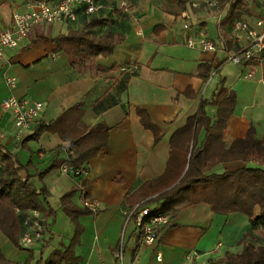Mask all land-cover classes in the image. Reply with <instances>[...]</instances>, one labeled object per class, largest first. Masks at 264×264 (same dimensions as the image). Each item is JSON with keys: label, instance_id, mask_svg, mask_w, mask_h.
I'll return each instance as SVG.
<instances>
[{"label": "crops", "instance_id": "0c3cea01", "mask_svg": "<svg viewBox=\"0 0 264 264\" xmlns=\"http://www.w3.org/2000/svg\"><path fill=\"white\" fill-rule=\"evenodd\" d=\"M36 1L42 0H0V28H7L13 13L28 11ZM204 1L97 0L101 9L93 17L105 20L97 32H118L124 38L108 57L85 59L73 65L64 52L56 50L53 39L80 27V19L75 23L38 26L16 49L3 52L0 146L22 165L29 164L30 182L37 189L47 190V201L55 211L54 225L47 229L51 241L56 236L52 246L51 241L44 243V237L31 249L18 250L0 235V247L7 259L23 264L31 252L33 264L37 260L35 253L48 247V259L53 258L57 264H214L225 253L241 252L240 241L250 231L248 218L240 214H214L205 204L189 205L188 192L180 193L172 203L169 223L153 245L140 244L139 229L133 220L125 226L132 202V198L126 197L164 172L171 137L188 117L198 112L202 101L206 116L215 120L216 107L209 100L219 83L236 94V106L223 135L225 147L243 139L250 127L257 140L264 139V63L232 65L227 61L237 49L230 28L232 19L226 18L228 4L219 1L218 9H213L219 13H215L201 6ZM193 3L201 7L194 8ZM182 13L188 15L193 33L201 30L214 42L216 52L188 49L184 45ZM210 16L215 19L216 40L206 30ZM262 17L264 0H253L237 18L254 21ZM157 57L160 60L156 61ZM127 66H134V73L121 71ZM245 73L251 78L246 79ZM7 77L16 80L13 90L6 84ZM11 95L43 104L38 119L23 139L32 134L39 122L53 121L65 110L80 105L83 127H108L106 147L84 165L80 178L63 175L60 166L67 160L68 142L46 132L37 140L26 142L24 148L14 141L12 115L1 107L2 101ZM137 109L148 113L160 130L157 143L141 125ZM203 138L201 130L197 142L200 144ZM255 164L229 162L213 170L219 173ZM50 167L53 168L40 179L38 174ZM260 167L264 169V165ZM82 181L84 190L78 189L71 202L83 209L82 201L87 200L96 212L78 217L80 231L76 233L75 225L61 209L60 197L72 187H79ZM252 235L254 239L248 238L251 244L264 246V231H254ZM120 248L121 260L117 256ZM66 250L69 253L65 254ZM193 253L187 260L186 255ZM158 254L160 261L156 260Z\"/></svg>", "mask_w": 264, "mask_h": 264}, {"label": "trees", "instance_id": "16d2710c", "mask_svg": "<svg viewBox=\"0 0 264 264\" xmlns=\"http://www.w3.org/2000/svg\"><path fill=\"white\" fill-rule=\"evenodd\" d=\"M219 1L228 4L226 18L233 19L239 17L253 0ZM183 3L186 4V1ZM79 19L83 21L80 27L70 29L67 35H59L53 39L56 50L64 52L73 65L85 59L111 56L124 40L123 35L118 32L107 31L101 35L97 32L105 23L104 19L84 15L81 10L76 22H79ZM209 103L216 107L215 120L211 121L206 116L202 101L198 112L188 117L185 125L171 137L164 172L155 180L142 184L130 197H126V200L132 198L128 205L131 211L129 220L135 222L136 216L144 209L151 211V214L143 219L138 232L139 240L142 227L149 218L171 215L174 200L180 193L188 192L189 205L205 204L214 214H240L249 220L250 231L240 241L241 252L225 253L224 257L214 264H264V246L258 243L259 239H255L258 243L256 246L248 241V238L254 239L252 232L264 231V169L260 167L264 165V139L257 140L253 127H250L243 139L234 141L226 148L223 135L236 106V94L219 83ZM136 112L143 128L152 133L154 142L157 143L161 138L158 127L151 122L148 113L140 109ZM82 118L83 110L80 105L73 106L53 121L39 122L33 128L32 134L17 144L24 148L26 142L37 140L44 132L56 134L63 142L69 143L66 149L67 160L64 161L71 171L69 176L80 178L85 170L84 165L106 147L109 131L103 124L83 127ZM201 130L204 131V138L199 144L197 136ZM250 161L256 163V166H243L219 173L213 170L222 163L245 164ZM29 168V164L22 165L15 155L0 146V235L18 250L22 249L19 245L23 231L22 219L28 211L40 212L46 228L55 222V211L47 201V190L45 187L37 189L30 182ZM51 168L53 167L39 173V178ZM84 188L85 182L82 181L79 187H72L60 197L61 209L75 225L76 233L80 231L78 217L92 215L89 209L78 208L71 202L76 191H83ZM16 209L20 211L19 214H16ZM50 235L49 230L44 231V243L51 241ZM43 248L33 264H57L53 258L43 261ZM67 253L69 250H66L65 254ZM32 261L33 255L29 252L23 264H30ZM0 264L17 263L8 260L0 247Z\"/></svg>", "mask_w": 264, "mask_h": 264}, {"label": "built area", "instance_id": "2783aa9c", "mask_svg": "<svg viewBox=\"0 0 264 264\" xmlns=\"http://www.w3.org/2000/svg\"><path fill=\"white\" fill-rule=\"evenodd\" d=\"M204 9H218L219 0H205L201 5ZM198 3H193L192 7H201ZM101 9L96 0H56L54 3L46 1H36L29 5V10L25 12L13 13L11 23L7 28H0V57L5 50L16 49L19 43L27 38L33 30L41 25L54 23H73L77 21L78 12L81 10L84 15H93ZM183 20L184 42L188 49H198L202 52H216L217 46L206 37L203 31L193 33L192 26L188 22V15L181 14ZM230 28L234 34L233 40L236 44V51L227 57V61L232 65H257L264 63V17L248 21L241 18H234L230 22ZM134 66L122 67L121 71L127 74L134 73ZM248 74L245 77H250ZM6 84L10 90L16 87V80L13 77L6 78ZM4 111L11 113L14 126V141L20 142L27 131L38 119L43 104L39 101L17 98L13 95L4 99L1 103ZM60 172L69 176L71 171L65 162L60 166ZM83 208L90 210L94 215L96 208L87 200L82 201ZM19 214L18 209L15 210ZM149 209L141 211L135 219L137 228L140 229L143 219L150 215ZM131 211L126 214V221L129 220ZM42 214L35 210L28 211L22 219L23 231L19 239L22 249H31L38 243L44 241V231L48 230L43 225ZM169 223L167 215H156L147 221L142 227L140 244L143 246L153 245L162 229ZM220 246V245H218ZM122 249L117 252L121 260ZM193 254H187L189 260ZM156 260H161V255H156Z\"/></svg>", "mask_w": 264, "mask_h": 264}, {"label": "rangeland", "instance_id": "374dc122", "mask_svg": "<svg viewBox=\"0 0 264 264\" xmlns=\"http://www.w3.org/2000/svg\"><path fill=\"white\" fill-rule=\"evenodd\" d=\"M220 5V4H219ZM221 8H222V6H220ZM211 11H214L215 13H219V11H217V10H211ZM116 12H120V10H117ZM206 30L208 31V32H210V36H211V38L212 39H215L216 40V37H215V19L214 18H212L211 16H210V18L207 20V26H206ZM155 60L156 61H158V60H160V58H155ZM251 72V71H250ZM247 74L248 73H245L244 75H246L247 76ZM233 75H235V74H233ZM251 78V76L250 77H246V79H250ZM129 220L126 222V224H125V226H127V225H129ZM56 240V236H55V239L53 240V241H51V245L50 246H52L53 245V243L52 242H54ZM48 248V247H47ZM47 248H45V250H44V253H43V255H42V259H43V261H46L47 259H48V256H49V254L47 253ZM35 256L37 257V259L39 258V252L38 253H35ZM8 260H11V258L10 259H8Z\"/></svg>", "mask_w": 264, "mask_h": 264}]
</instances>
